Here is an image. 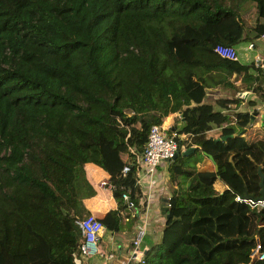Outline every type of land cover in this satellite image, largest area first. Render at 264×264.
Segmentation results:
<instances>
[{
	"label": "trees",
	"instance_id": "obj_1",
	"mask_svg": "<svg viewBox=\"0 0 264 264\" xmlns=\"http://www.w3.org/2000/svg\"><path fill=\"white\" fill-rule=\"evenodd\" d=\"M263 34L264 0H0V264H76L95 194L87 162L109 174L117 208L101 221L117 230L121 192L141 194L136 154L173 111L184 136L167 165L169 216L131 263L241 264L264 249V206L235 198L260 195L264 118L231 123L203 102L206 88H237L232 74L264 88L254 62L215 50Z\"/></svg>",
	"mask_w": 264,
	"mask_h": 264
},
{
	"label": "crops",
	"instance_id": "obj_2",
	"mask_svg": "<svg viewBox=\"0 0 264 264\" xmlns=\"http://www.w3.org/2000/svg\"><path fill=\"white\" fill-rule=\"evenodd\" d=\"M239 43L235 44L237 59L242 63L256 65V56H264V37L252 38L243 36ZM249 41H253V48H248ZM248 71L263 77L262 70L257 71L255 67H250ZM263 74V75H261ZM230 79L237 88L215 87L206 88L203 102L209 104L213 109L224 112L238 113L247 111L253 114V118L258 119L264 116V88L263 81H258L256 88L255 80L252 82H242L239 78L234 79V74ZM255 86L247 87L248 85ZM259 92V93H257ZM181 112L173 111L168 113L163 122L168 127L178 130L182 122L180 121ZM86 177L95 189V194L85 199L88 213L95 214L100 220L110 210L117 208V202L113 197L111 189L99 186L102 179L108 180V172L94 162L85 164ZM149 176L140 179L141 195L138 196V203L135 209H120V227L111 230L103 225L99 235L100 254L92 255L81 259V264H126L127 259L132 255V240L135 238L137 226H144L145 233L140 241L139 247L144 252L149 245L157 241L163 231L165 214L162 213L161 199L169 196V176L164 164L159 165L156 172L152 175L154 183L149 184ZM133 212L135 214L133 215ZM81 256V255H77ZM132 259V258H131ZM137 260V258H136ZM135 261V258L133 259ZM76 264H79L77 261Z\"/></svg>",
	"mask_w": 264,
	"mask_h": 264
},
{
	"label": "built area",
	"instance_id": "obj_3",
	"mask_svg": "<svg viewBox=\"0 0 264 264\" xmlns=\"http://www.w3.org/2000/svg\"><path fill=\"white\" fill-rule=\"evenodd\" d=\"M264 37V34L262 35ZM253 41H249L247 44L248 48H253ZM215 50L223 57L237 59V50L234 45H224L217 44ZM256 65L262 70L264 74V56L257 55L256 56ZM231 123L235 122L237 116L232 113ZM184 136V132L178 133L176 129H172L168 127L164 122L162 123H153L151 124L147 139L144 143L143 149L137 155L136 154V174H137V183L140 188V179L144 180V177L149 176L148 183H154V179H152V175L156 172L159 165L164 164L167 168L168 163L173 159L174 154L179 149V141ZM134 152L133 149H131ZM130 169V165L127 163L123 165L121 172L123 174L127 173ZM99 186H106L108 189L113 188V185L105 179H102L99 182ZM141 195V194H140ZM170 195V193H169ZM121 197L123 201H125L128 209L132 210L136 208L138 203V199L135 198V195L132 196L129 189L126 188L121 192ZM169 198V196H168ZM237 200H243L248 202L251 206L262 205L264 206V198L256 199V198H247L244 195L237 194L235 196ZM169 206V201H168ZM135 212H133V215ZM79 227L81 229L82 240L79 246V251L81 256L75 257V262H79L81 264V259L91 257L92 255L100 254L99 248V235L101 230L103 229L102 221L93 213H87L83 218L78 221ZM145 233L144 226H137V231L135 238L132 240V255L127 259L126 264H132L131 258L136 260L140 259L142 255V250L139 247L140 241L143 238ZM262 259L264 258V249H261L260 243H256V245L252 248L249 256V261L241 262V264H251L250 261L252 259Z\"/></svg>",
	"mask_w": 264,
	"mask_h": 264
},
{
	"label": "water",
	"instance_id": "obj_4",
	"mask_svg": "<svg viewBox=\"0 0 264 264\" xmlns=\"http://www.w3.org/2000/svg\"><path fill=\"white\" fill-rule=\"evenodd\" d=\"M253 114L250 115V121H249V124L253 121ZM246 128H244L242 130L241 133L245 132ZM233 134H228V135H221L219 137H217L216 139H226L228 136H232ZM193 150V147H188L186 150H183L182 153L183 154H186L188 153L189 151ZM179 153V149L176 151V153L174 154L173 158H175ZM208 157L213 160V157L211 154H207ZM259 184H260V195L256 198V199H263L264 198V182H263V176L261 174V179L259 181ZM245 197L247 198H250L252 196L248 195V194H245L244 195ZM168 201H169V198L168 197H163L161 199V209H162V213L165 214V217H168L169 216V208H168Z\"/></svg>",
	"mask_w": 264,
	"mask_h": 264
},
{
	"label": "rangeland",
	"instance_id": "obj_5",
	"mask_svg": "<svg viewBox=\"0 0 264 264\" xmlns=\"http://www.w3.org/2000/svg\"><path fill=\"white\" fill-rule=\"evenodd\" d=\"M243 7H244V9H247L246 10V14H247V16H248V18L251 20V21H253V19H254V14H252V4L249 2V1H247V2H245L244 4H243ZM241 40H243V39H241ZM239 43V42H238ZM264 118V116L262 117V118H258V119H256L255 120V118H253V123H255V124H258L259 125V123H261V120ZM255 120V121H254Z\"/></svg>",
	"mask_w": 264,
	"mask_h": 264
}]
</instances>
